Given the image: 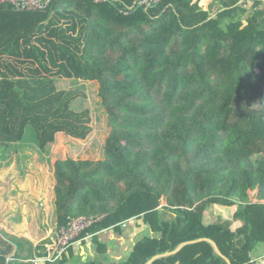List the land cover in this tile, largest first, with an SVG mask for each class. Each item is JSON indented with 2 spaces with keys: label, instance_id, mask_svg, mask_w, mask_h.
Wrapping results in <instances>:
<instances>
[{
  "label": "trees",
  "instance_id": "16d2710c",
  "mask_svg": "<svg viewBox=\"0 0 264 264\" xmlns=\"http://www.w3.org/2000/svg\"><path fill=\"white\" fill-rule=\"evenodd\" d=\"M141 1L0 4V158L78 133L61 119L66 92L54 78L98 83L111 131L102 158L55 162L59 228L79 216L100 217L80 238L148 224L152 234L110 264H146L198 239L253 264L264 244V0H218L214 17L199 0ZM211 205H240L246 226L206 223ZM12 250L0 239V264H31L9 262ZM154 264L228 263L204 241Z\"/></svg>",
  "mask_w": 264,
  "mask_h": 264
},
{
  "label": "rangeland",
  "instance_id": "374dc122",
  "mask_svg": "<svg viewBox=\"0 0 264 264\" xmlns=\"http://www.w3.org/2000/svg\"><path fill=\"white\" fill-rule=\"evenodd\" d=\"M199 5L202 6V0H199ZM53 80H56L60 91L66 92L65 113L61 119L74 121L78 133H57L48 151L24 145L8 151L6 157L0 158V239L13 248L9 259L15 254L12 237L18 235L27 239L29 235L25 230H35L40 234L46 222L53 225L57 222L55 162L69 157L93 160L102 158L111 131L106 110L101 105L98 83H75L58 78ZM45 82L43 80L33 84ZM31 132V129L27 130L28 135ZM167 205L168 197L164 196L161 208ZM230 208L211 205L206 217L214 223L219 219L217 215L220 209ZM9 222L24 223L26 227L14 230L7 225Z\"/></svg>",
  "mask_w": 264,
  "mask_h": 264
},
{
  "label": "crops",
  "instance_id": "0c3cea01",
  "mask_svg": "<svg viewBox=\"0 0 264 264\" xmlns=\"http://www.w3.org/2000/svg\"><path fill=\"white\" fill-rule=\"evenodd\" d=\"M201 7L204 11L213 12L212 16L214 17L220 5L218 0H202ZM252 200L254 203L257 202L255 193H252ZM235 206L229 207L230 209H220L217 218L222 217L224 221H230L231 228L233 231L237 232L239 229L245 227L247 223L240 218L242 207L240 205ZM206 221L208 224L211 223L209 222L208 216L206 217ZM45 224L40 234L35 230L33 232L25 230L28 232L27 235H29V237H26L27 239L17 237L18 235L14 236L18 238V242L12 243L14 245L15 254L12 258H8L9 262H17L19 260L21 262L34 264V261L42 260L41 264H46L47 262L44 263L43 260L50 256H57L55 233L59 229L58 222H55V225L49 224L48 222ZM7 225L14 230L21 226L22 228L26 227L24 223L20 224L18 222H9ZM151 234L152 230L148 224L143 223L141 219H131L123 223L119 231L108 229L96 235L90 234L80 238L66 253L59 256L58 259L62 260L65 256L68 260V264H88L91 260L96 258L103 260L104 264L117 263L125 260L136 241L145 236H150ZM94 236L98 238L100 243H104L107 246L108 251L106 254L100 255L98 253V247L94 241ZM252 263L264 264V244L258 247L256 252L252 254Z\"/></svg>",
  "mask_w": 264,
  "mask_h": 264
},
{
  "label": "built area",
  "instance_id": "2783aa9c",
  "mask_svg": "<svg viewBox=\"0 0 264 264\" xmlns=\"http://www.w3.org/2000/svg\"><path fill=\"white\" fill-rule=\"evenodd\" d=\"M159 0H156L158 2ZM53 0H0V4L13 5L18 10H43L46 9ZM140 5H149L148 0H142ZM99 218L96 217H78L74 218L67 226L59 228L55 233L57 256L46 258V262H54L59 256H62L68 249L79 240L81 234L94 225ZM42 260L34 261V264H41Z\"/></svg>",
  "mask_w": 264,
  "mask_h": 264
},
{
  "label": "water",
  "instance_id": "95a60500",
  "mask_svg": "<svg viewBox=\"0 0 264 264\" xmlns=\"http://www.w3.org/2000/svg\"><path fill=\"white\" fill-rule=\"evenodd\" d=\"M204 241L209 242L213 246L215 252L220 257L225 259L228 264H232L231 261L226 256H224L223 253L220 251L219 246L214 241H212L210 239H198V240L182 243V245H180V247L177 250H175L174 252H169V253H166V254H163V255L155 256L149 263H146V264H154L157 260H159L161 258H165V257H170V256H173V255H176L177 253H179L187 245L200 243V242H204Z\"/></svg>",
  "mask_w": 264,
  "mask_h": 264
}]
</instances>
